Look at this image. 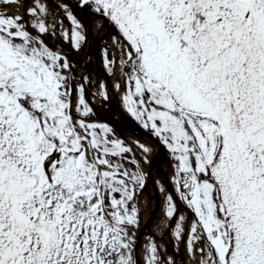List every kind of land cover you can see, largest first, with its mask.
Returning a JSON list of instances; mask_svg holds the SVG:
<instances>
[{"label": "snow or ice", "instance_id": "1", "mask_svg": "<svg viewBox=\"0 0 264 264\" xmlns=\"http://www.w3.org/2000/svg\"><path fill=\"white\" fill-rule=\"evenodd\" d=\"M80 13L112 91L46 40L81 50ZM153 145L167 230L141 243ZM0 264H264V0H0Z\"/></svg>", "mask_w": 264, "mask_h": 264}, {"label": "bare ground", "instance_id": "2", "mask_svg": "<svg viewBox=\"0 0 264 264\" xmlns=\"http://www.w3.org/2000/svg\"><path fill=\"white\" fill-rule=\"evenodd\" d=\"M103 32H104L103 30H101V29L99 30L98 22H94L92 24L91 36H92L93 47L96 46L97 39H99L101 37ZM49 39H50V37L46 36V40L48 42L50 41ZM61 45L71 53V55L78 62V64L82 63V61L84 60L85 55H86V46H84L79 51H75L71 47H69V45L66 44L65 42H63V43L61 42ZM102 67H103L102 54H101V51H98L96 58L95 59L93 58L90 61V64L88 66V72H90L92 74V78L94 81L97 80L98 78L106 80L108 87H109V90L112 91V85H113L114 79L112 76L107 78L102 72ZM90 89H91L92 95L97 91V87L95 84L90 85ZM101 99L102 98L97 97L95 100L99 110L108 118H113V116H111L110 113L115 114V117L119 118V116H120V111H119L120 105H119L118 95L113 93L111 101L105 102L104 106H101V104H100ZM127 118H128V116L125 114L123 119H127ZM118 134L120 136H122L123 138H125L127 140V142L130 144H134V141L137 139L143 140L145 142V140L140 135L135 136V135L124 133V132H118ZM137 151L139 152L140 150L137 149ZM152 164L153 165H152V172H151V178H150L151 181H150L148 188L145 190L143 196L141 197V207L143 210V222L146 221V219L148 218L149 211L154 206V203H155L157 195H158V187H157V184L155 183V181L159 179L160 174H159L158 169L155 166V164L153 162H152ZM144 167H145V165H144ZM164 171H165V174H166L167 180H168V178L171 175L170 168L168 166H165ZM168 182L171 184L170 181H168ZM163 218H164V214H163V201H162V203L158 207L157 215L154 218L153 222L148 227V230L151 233L159 236V230L160 229L165 230V226H166L164 223H162ZM142 238H143V236H141V243L144 242V240Z\"/></svg>", "mask_w": 264, "mask_h": 264}, {"label": "water", "instance_id": "3", "mask_svg": "<svg viewBox=\"0 0 264 264\" xmlns=\"http://www.w3.org/2000/svg\"><path fill=\"white\" fill-rule=\"evenodd\" d=\"M67 2L73 6H76L73 2H71L69 0H67ZM77 11H78V9H77ZM91 17H93V16H89L88 20H87L88 43H87L86 56H85V59L82 62V64L79 65L75 61V59L72 57V55L68 52L70 57L79 65V67L77 68V73L87 71L91 57H93V58L96 57V49L93 48L92 43H91V33H90ZM51 46H53L54 48H60L61 47L57 42V35L51 36ZM92 97L93 96L91 94V90H90V86H89L88 94H87L86 98L89 100L90 103H94L97 107V104L92 99ZM98 110H99V108H98ZM96 118L100 119V120L107 119L109 122L114 123L115 127L117 128V131H124V132H129V133H139L145 138L146 143H151L148 139H146V134H145L144 130L136 122H134L133 120H131L129 118H127V119L108 118L100 110L98 111V116ZM153 147L155 148V150L151 152L149 159L155 164L156 167H158L159 174H160L159 178L167 181V176L165 175L164 170H163V161H168L167 152L162 146L157 147L156 145H153ZM152 165H153L152 163H151V165L146 164V170H148V169L151 170ZM150 181L151 180L149 179L148 185L150 184ZM148 185H147V187H148ZM157 187L159 188L158 185H157ZM168 187H169V189H171V187H172L169 184V182H168ZM162 198H163V196L161 195V193L158 190V195H157L156 201L154 203V206L149 211L148 219L142 223V226L140 229V237H141V234L143 233L144 230H146V233H150V231L148 230V227L151 224V222L153 221V219L157 213V209H158L159 205L161 204ZM176 199H177V202L179 204L180 209H184L185 207L183 205V202L179 201L178 195H177ZM166 230H167V228H166Z\"/></svg>", "mask_w": 264, "mask_h": 264}, {"label": "rangeland", "instance_id": "4", "mask_svg": "<svg viewBox=\"0 0 264 264\" xmlns=\"http://www.w3.org/2000/svg\"><path fill=\"white\" fill-rule=\"evenodd\" d=\"M63 19H64V26L67 27V28H71V22L68 20V18L66 16H64ZM58 33H59L60 39L63 42H65L66 44H68L72 48L71 44L68 43L67 41H65L64 38H63V36L60 34L59 28H58ZM110 44H111V38L110 37H107L106 36V37H104L102 39V43H101L102 48L108 47V46H110ZM72 49L75 50L74 48H72ZM75 51H77V50H75Z\"/></svg>", "mask_w": 264, "mask_h": 264}, {"label": "flooded vegetation", "instance_id": "5", "mask_svg": "<svg viewBox=\"0 0 264 264\" xmlns=\"http://www.w3.org/2000/svg\"><path fill=\"white\" fill-rule=\"evenodd\" d=\"M73 2H75L77 4V0H72Z\"/></svg>", "mask_w": 264, "mask_h": 264}]
</instances>
